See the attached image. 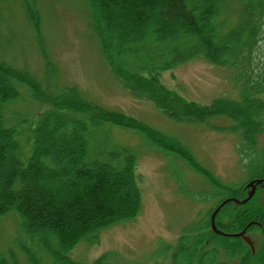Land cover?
<instances>
[{
    "label": "trees",
    "instance_id": "16d2710c",
    "mask_svg": "<svg viewBox=\"0 0 264 264\" xmlns=\"http://www.w3.org/2000/svg\"><path fill=\"white\" fill-rule=\"evenodd\" d=\"M20 1L31 25L39 28L34 0ZM236 1L239 10L232 15ZM88 7L92 32L127 88L176 120L201 123L228 116L242 139L238 152L248 174L245 183L264 178V151L258 150L264 133V70L256 72L254 66L264 40V0H88ZM193 59L231 68L242 83L239 99L219 97L202 105L160 82L162 70ZM21 86L49 108L12 124L6 112L21 99ZM110 126L140 131L152 146L184 159L211 187L200 195L210 204L207 212L175 244L160 241V260L154 264H264V200L258 197L264 186L247 203L229 202L216 216L224 233L246 227L248 234L261 232L262 243L253 252L243 238L215 233L211 226L223 200L247 197L246 184L223 182L181 143L99 106L78 88L51 96L28 72L0 58V217L16 214L20 231L51 258L45 263L31 244L20 243L31 264H86L70 257L79 241L97 240L101 229L137 217L142 203L138 155L114 140ZM60 134L66 140L55 138ZM0 264L20 262L16 254L0 252ZM89 264H109L108 257Z\"/></svg>",
    "mask_w": 264,
    "mask_h": 264
},
{
    "label": "rangeland",
    "instance_id": "374dc122",
    "mask_svg": "<svg viewBox=\"0 0 264 264\" xmlns=\"http://www.w3.org/2000/svg\"><path fill=\"white\" fill-rule=\"evenodd\" d=\"M237 3L231 5L232 15L238 13ZM34 8L40 16L39 28L31 25L20 0H0V58L4 62L28 72L38 88L46 89L51 96L68 87L78 88L99 106L132 116L181 143L223 182L246 184L248 174L238 153L242 139L228 116L218 115L199 124L176 120L152 101L134 94L115 74L92 32L88 0H34ZM106 25L113 34H120L115 26ZM254 66L256 72L264 70V40ZM159 79L165 87L202 105H211L219 97L239 99L242 87L234 80L231 68L204 59L162 70ZM20 89L21 99L10 104L6 112L12 124L23 117L32 119L49 108L31 96L27 87ZM110 127L114 140L138 155L141 208L135 219L101 229L97 240L79 241L70 257L86 264L101 256L108 257L109 264H154L160 260V241L175 244L182 231L207 212L210 204L202 201L200 193L209 189L208 181L177 154L152 146L140 131ZM55 138L61 141L65 136ZM258 150L264 151V133ZM258 197L264 200V192ZM19 225L14 213L0 217V252H12L20 264H31L20 244L26 242L45 263H50L49 255L37 242H30ZM249 235L255 247L262 243L263 235L258 230Z\"/></svg>",
    "mask_w": 264,
    "mask_h": 264
},
{
    "label": "water",
    "instance_id": "95a60500",
    "mask_svg": "<svg viewBox=\"0 0 264 264\" xmlns=\"http://www.w3.org/2000/svg\"><path fill=\"white\" fill-rule=\"evenodd\" d=\"M259 184H264V179H257V180H254V181H251L250 183H248L247 186L250 188V190L248 191V196L244 200H239V199H236V198H229V199L224 200L220 204V206L216 208V210L214 211V213L212 214V217H211L212 228H213V230L216 233H219V234H222V235H228V236H238V237H242L252 247V249H254V244H253L252 239L248 235H246L247 228L243 229L241 232L236 233V234H225V233H223L221 230H219L217 228V226L215 224V218H216L217 213L220 211V209L225 204H227L228 202L234 201L237 204H244L248 200H250L254 196V194L256 192V189H257V186Z\"/></svg>",
    "mask_w": 264,
    "mask_h": 264
}]
</instances>
